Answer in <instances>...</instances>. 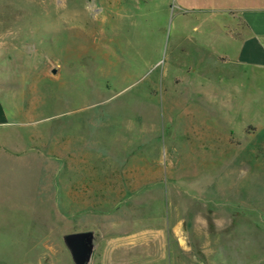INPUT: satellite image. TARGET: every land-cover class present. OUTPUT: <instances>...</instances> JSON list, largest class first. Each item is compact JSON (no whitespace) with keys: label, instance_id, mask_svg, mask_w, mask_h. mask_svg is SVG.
<instances>
[{"label":"rangeland","instance_id":"1","mask_svg":"<svg viewBox=\"0 0 264 264\" xmlns=\"http://www.w3.org/2000/svg\"><path fill=\"white\" fill-rule=\"evenodd\" d=\"M215 22L0 0V151H21L0 159V264H74L79 231L90 264H264V77L203 44Z\"/></svg>","mask_w":264,"mask_h":264},{"label":"crops","instance_id":"2","mask_svg":"<svg viewBox=\"0 0 264 264\" xmlns=\"http://www.w3.org/2000/svg\"><path fill=\"white\" fill-rule=\"evenodd\" d=\"M175 1L183 15H209L216 20L212 30L206 33L211 37L202 42L209 47L230 52L219 60L231 63L234 74L248 80L264 77V0ZM0 116L5 118L1 107ZM5 123V119H0V126ZM4 144L7 142H0L1 147ZM20 152L18 149L15 155H5L0 151V159L4 160L5 156H9L19 160Z\"/></svg>","mask_w":264,"mask_h":264},{"label":"water","instance_id":"3","mask_svg":"<svg viewBox=\"0 0 264 264\" xmlns=\"http://www.w3.org/2000/svg\"><path fill=\"white\" fill-rule=\"evenodd\" d=\"M55 69L52 70L54 74ZM64 245L70 253L74 264H90L94 251V233L92 231H79L64 234Z\"/></svg>","mask_w":264,"mask_h":264}]
</instances>
